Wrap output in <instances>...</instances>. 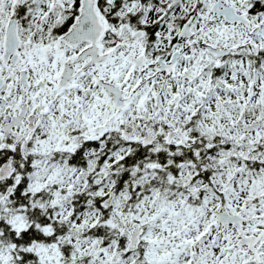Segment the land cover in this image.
Here are the masks:
<instances>
[{
  "label": "snow or ice",
  "instance_id": "1",
  "mask_svg": "<svg viewBox=\"0 0 264 264\" xmlns=\"http://www.w3.org/2000/svg\"><path fill=\"white\" fill-rule=\"evenodd\" d=\"M0 264H264V0H0Z\"/></svg>",
  "mask_w": 264,
  "mask_h": 264
}]
</instances>
